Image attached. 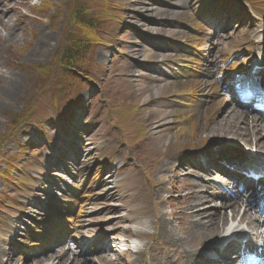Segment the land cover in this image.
Returning <instances> with one entry per match:
<instances>
[{
	"label": "rangeland",
	"instance_id": "rangeland-1",
	"mask_svg": "<svg viewBox=\"0 0 264 264\" xmlns=\"http://www.w3.org/2000/svg\"><path fill=\"white\" fill-rule=\"evenodd\" d=\"M7 1L0 0V5ZM142 1L20 0L16 6L30 2L35 7L27 10V6H22V12L16 11L18 16L13 17L12 11L3 16L13 25L11 27L18 40L0 47V231L7 230L8 220L18 217L20 210L29 211V205L38 197L34 193L43 184L36 173L43 172V164L52 165L45 157L52 154L51 150L55 158L63 157V149L58 144L70 148L67 137L71 129L63 134L61 125L67 126L71 115L78 111L76 116L80 121L74 129L83 131L85 135L79 146L85 158L80 160L84 163L77 175L80 179L73 185L79 192L76 202L64 215H60V225L73 230L78 224L79 210L92 208L93 213L89 216L93 224L92 234L113 231L119 237L136 241L131 248L128 246L126 253L103 258L100 264H191V260L184 255V249L197 246L196 250L200 251L201 246L220 237L212 233L206 241L204 235L202 238H191L193 224L186 219L185 201L181 194L184 184L192 177L175 171L176 163L172 165L173 170L165 168L173 155L168 139L175 132L171 119L179 103L174 89L176 78L170 74L165 81L155 82L151 74L155 66L146 62H158L163 60L159 59L160 56L166 55L168 58L165 61L172 63L173 57L181 51L155 53L152 47L143 45L139 50L143 56L140 63L136 66L132 63V59L137 57L132 55L135 50L132 42L139 37L141 30L137 28V23L143 17L157 30H164L179 45L176 30L182 24L184 34L189 33L190 21L198 12L197 3L192 1L186 10L178 9L180 14L172 18V15L165 17L159 14V10L142 16L137 10ZM154 4L156 8L160 4L163 13H169L170 9L174 12L175 3L168 0H154ZM23 12L26 17L21 19L19 15ZM85 12L96 17L94 36L99 42L87 47L85 61L66 70L72 74L66 78L67 75L62 74L64 59L59 61V58L62 55L68 59L67 50L69 54L74 52L68 45L69 32L72 34L69 37L71 42L77 41L80 36L77 34L78 27L73 26L71 21L74 16L84 20ZM15 22H20L19 26ZM42 38L45 41L40 43ZM86 38L91 41L90 33ZM136 40L141 41L140 38ZM229 41L232 39L224 40L225 43ZM169 66L175 71L173 65ZM34 68L38 70L37 74L33 72ZM75 72L81 76L75 78ZM7 73L14 74L16 80V94L13 96L2 90L5 89L4 76ZM52 84L54 87L50 88ZM50 89L52 96H48ZM80 107H83V112ZM259 133L263 134L262 131ZM220 140L233 144L229 139ZM215 146L229 154L242 156V159L248 157L229 146ZM18 166H23L19 178V171H15ZM50 167L55 171L54 166ZM108 173L112 179L105 178ZM110 181H114L113 187L110 186L111 200H119L125 206L127 216H116V211L110 208L113 204L110 199L98 194L101 189L99 184L105 186ZM173 186L176 188L173 189ZM209 204L213 209L218 208L220 201ZM172 215H176V219ZM112 217L121 219L111 222ZM158 218L171 221L160 227L171 231L174 239L181 242L190 237L189 244L186 247L172 246L173 250L165 254L166 247L170 245L162 240L164 233L158 231L156 234L158 222H163ZM74 219L77 223L73 222ZM139 220L151 222L150 229L136 233L131 225ZM82 239L86 240L85 236ZM6 244L0 239V250L5 249V254L0 253V259L5 264L7 260L9 264L27 262L17 249H12L17 253L9 255L11 247ZM64 247L66 250L63 252H66L68 247ZM138 251H142V255L136 258ZM75 254L78 256L77 252ZM69 257L66 256V259ZM72 258L75 255L68 263ZM194 261L195 257L193 264ZM45 264H53V261Z\"/></svg>",
	"mask_w": 264,
	"mask_h": 264
},
{
	"label": "bare ground",
	"instance_id": "bare-ground-1",
	"mask_svg": "<svg viewBox=\"0 0 264 264\" xmlns=\"http://www.w3.org/2000/svg\"><path fill=\"white\" fill-rule=\"evenodd\" d=\"M20 0H8L6 4L0 5V47L4 45L6 47L10 43L16 42L17 36L14 32L13 25L10 24V21L4 19V15L7 14L8 11H12L13 17L18 16L16 11L22 12V6H27V10H31L34 8L33 4L21 3L20 5L16 6V3ZM176 3H179L181 7L185 5L186 0H175ZM241 2L246 5L247 11L240 6V10L243 14H247L249 12H257L261 13L264 19V0H241ZM232 4V0L230 1ZM234 5H239L237 1H233ZM149 11H153L152 8L148 9ZM21 19L26 17V14L23 12L22 15H19ZM259 16V17H261ZM11 18V17H10ZM9 18V19H10ZM260 18L261 25L259 29L256 31L257 35L255 36L254 40L259 39L261 36H264V20ZM11 20V19H10ZM18 22V21H17ZM16 25L19 26L20 22ZM249 26L244 28L241 24L236 23L235 29L236 31L240 30L241 32H246V35H253L254 30L252 28V21H248ZM14 26V27H17ZM193 28H196V22L193 24ZM194 31V30H193ZM195 32V31H194ZM197 36L194 34L193 36L186 37V42L195 44ZM45 40L42 38L39 40L40 43L44 42ZM224 40H218L215 43V51L217 52L214 54L210 60L207 61L206 65H203V68L200 69L201 74L209 77L212 73V77L214 80H198L192 79L189 76L188 68L191 67V63H193V59L191 56L186 57V53L180 55L179 57L176 56L174 61L179 65H183L185 67V71L179 70L181 74L176 77L174 80V89L177 97L179 98V103L176 104V109L173 111L174 118L171 120L173 121L175 132L169 137L168 145L170 146L172 157L169 160V163L165 165V168L168 170H173L172 165L174 163L177 164L175 171L183 173L182 165L186 163V161L191 162L193 159H198L199 157H194L192 159L188 158L187 156L193 154L199 150H204V148H210V144L215 145H226L234 150H237L239 154L247 155V159L251 160H262L264 161V124L261 122L253 121L249 116L244 115L242 111L238 108L227 107L228 105L224 106L223 101L220 98H217L218 94L221 91V85L224 80L218 82L216 81L220 77H224L225 69L219 68L220 63L224 64L225 59L231 58L235 55H240L245 51L246 48L252 47L254 45V41L250 40V36L245 39H240L236 42L232 43H224ZM218 48V49H217ZM35 53V52H33ZM190 52H188L189 54ZM239 62L234 63L233 66H236ZM2 71V69H0ZM238 71H246L245 69H237ZM264 74V70L262 71ZM10 73H7L4 76V88L2 89L3 92H6L7 95L13 96L16 94V80L14 74L11 76ZM10 77V78H9ZM9 79V80H8ZM10 81V84H9ZM209 96L210 100L206 99L204 96ZM191 97V98H190ZM190 98V99H189ZM199 98L198 102L197 99ZM194 100V102H193ZM196 100V104H195ZM194 103V104H193ZM262 131V135L259 132ZM218 139H229L232 145H228L226 143H222V140L218 141ZM217 140V141H216ZM208 153L216 155L220 161H226L227 164H232L235 166H242L243 163L236 162L232 158L228 157L227 154L222 153L218 150H208ZM251 152V153H250ZM256 152V153H252ZM69 153V152H67ZM74 153V152H72ZM207 154V157H214L213 155ZM232 155V154H230ZM74 164V161H71ZM205 163H207V170L205 171V176L203 179H195L191 178L190 181L185 183L184 190L182 191L181 197L185 201V216L187 220H191L192 229H191V238L200 236L201 238L203 235L205 236L204 241L211 237L212 233H216L220 235L218 238L220 239H233L237 238L239 240H244L246 238L245 235V228L241 226H245L246 229L254 233L257 236H263L262 234L259 235V227L260 222L257 221L256 215L253 214V210L248 203H245L241 199H235L234 201L228 200L218 206V208L211 209L212 204L214 203L215 198H210L206 195V192L209 189H213L210 185V179L212 177L213 170L223 172L232 180H235V185L237 189L240 186H243L246 189H250L252 186L247 185V182L243 179V177L238 173H233L221 165H219L216 160L214 159H206ZM201 162L197 163V165L201 166ZM249 167H253V165H247ZM63 170L58 169L56 175H53V178H57L58 182L62 185L68 184V180L66 179L67 168L63 166ZM215 174V173H214ZM231 181V180H230ZM232 183V182H230ZM112 183H108L105 185L103 192L105 195L110 196V185ZM176 187L173 186V189ZM177 192V191H175ZM112 198V197H111ZM43 200L40 198V201ZM73 203L76 202L74 200H68L66 203ZM113 204L110 208L114 209L116 212L114 213L116 216L118 214H125L124 205L120 204L119 201H113ZM80 214V221L79 225L75 229L73 238H77L79 233H82L84 236L91 233V229L93 224L88 220L90 211L88 209L79 210ZM124 211V212H123ZM113 214V213H112ZM32 216L31 213H29ZM124 216H127L125 214ZM173 219H176V215H172ZM120 218L112 217L111 222H116ZM75 220H73L74 222ZM158 221H163L162 218H158ZM188 222V221H187ZM158 226L155 228L161 233H164L162 236V240L164 243L169 244V247H166V252H170L173 249L172 246H187L190 242V237L186 239H182V242L179 240L174 239L171 231L161 228V224L171 223L169 220H165L163 222H158ZM132 226L135 229L136 233L142 230H149L151 227V222L147 221H135L132 222ZM9 236L11 239H14L15 242L19 244H25L26 247L31 246V242L27 241L25 243L22 242V238L17 236L18 230L20 231L21 227L16 226H9ZM18 229V230H17ZM245 234V235H243ZM37 235V234H36ZM71 236H69L70 238ZM260 237V238H261ZM0 238L7 240V236L4 232H0ZM89 239L91 243L94 238L86 237ZM160 240V237L157 236ZM252 238V237H251ZM9 240V239H8ZM185 243V244H184ZM209 242L208 244H210ZM234 243L230 244L229 248L226 249L225 256L221 257V260L226 258L227 252H230L232 249L236 247L233 246ZM119 246V245H118ZM216 242H212L210 246V250L215 251ZM94 247V246H93ZM120 247L121 244H120ZM197 247V246H196ZM196 247H189L188 249H184V255L186 258L191 260V264H193V260L195 254L198 253L199 249L196 250ZM202 250H206V244L201 246ZM63 249L55 248L51 254H46L45 256L41 257V259L35 260L31 259L30 263L28 264H45L46 262L54 261L53 264H77L79 260L77 258H72V261L68 263L69 259H66V256H69L67 253H62ZM0 253H5L4 251H0ZM136 254V258L141 257L142 251H138ZM66 255V256H65ZM13 260V259H11ZM2 261V262H1ZM2 258L0 259V264H5ZM222 262V261H220ZM8 260L6 261V264ZM184 263V262H183ZM9 264V263H8ZM195 264H200V259L195 261ZM236 264V263H230Z\"/></svg>",
	"mask_w": 264,
	"mask_h": 264
},
{
	"label": "trees",
	"instance_id": "trees-1",
	"mask_svg": "<svg viewBox=\"0 0 264 264\" xmlns=\"http://www.w3.org/2000/svg\"><path fill=\"white\" fill-rule=\"evenodd\" d=\"M83 49V47H79V50L81 51ZM78 55H79V52H78ZM44 73V72H43Z\"/></svg>",
	"mask_w": 264,
	"mask_h": 264
}]
</instances>
